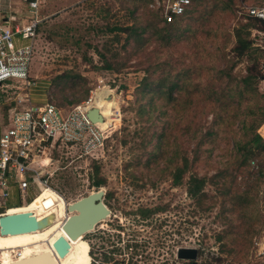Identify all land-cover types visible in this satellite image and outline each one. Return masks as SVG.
<instances>
[{"label":"rangeland","instance_id":"374dc122","mask_svg":"<svg viewBox=\"0 0 264 264\" xmlns=\"http://www.w3.org/2000/svg\"><path fill=\"white\" fill-rule=\"evenodd\" d=\"M242 2L190 0L188 15L167 20L162 13L164 0H38L39 22L29 69L38 86L31 91L30 101L65 109L99 92L112 112L100 141L87 153L82 152L81 142L65 146L59 141L41 143L44 150L38 151L37 170L46 179L40 188L27 191L26 200L45 186L69 204L102 187L109 208L63 264H89L87 238L99 264H176L175 252L181 246L198 249L197 264H264V250H260L264 247V149L257 147L242 162L245 151L256 146L251 141L253 132L264 139V121L259 120V107H264V23L248 19ZM7 3L27 7L21 0H4ZM112 27L123 31H110ZM236 31L251 41L255 62L247 52L237 55ZM252 67L258 75L252 89L240 95L232 82L240 118L230 126L211 125V115L203 121L200 131L213 132L201 142L195 169L205 178L206 196L194 200L186 192L190 172L176 185L167 169V149L158 161L152 154L160 147L152 149L147 142L153 129L136 113V87L145 77L154 82L181 72L185 80L178 89L212 92L222 84L221 68L235 76ZM11 82L4 87L5 101L0 104V116L5 118L14 98L26 93L20 81ZM193 140L183 134L169 150L176 147L180 155L191 156ZM218 169L228 170L225 186L219 184L222 177L214 176ZM99 177L104 183L93 186L92 179ZM228 186L235 191L234 199L233 192L222 196ZM26 200L15 199L12 206ZM155 207L158 210H152ZM141 209L152 212L142 217ZM40 248L28 245L22 257L45 251ZM13 249L0 251L12 259L19 253V248Z\"/></svg>","mask_w":264,"mask_h":264},{"label":"built area","instance_id":"2783aa9c","mask_svg":"<svg viewBox=\"0 0 264 264\" xmlns=\"http://www.w3.org/2000/svg\"><path fill=\"white\" fill-rule=\"evenodd\" d=\"M21 1L26 3L24 9L9 3L5 5L4 0H0V104L5 101L4 87L11 81H20L26 91L14 98L6 118L0 116V215L12 207L15 199L25 202L27 191L40 188L46 179L37 170L41 164L38 151L44 150H40L41 143L51 145L59 141L73 146L81 142L82 152L87 153L102 137L101 129L87 116V111L97 104L99 92L65 109L51 102L34 104L30 101L31 91L38 86L29 73L33 38L39 22L38 0ZM242 1L247 17L264 21V0ZM189 2L164 0L165 19L181 14ZM24 17L27 20H23ZM20 103L28 107L15 105ZM262 239L264 244V228ZM92 262L100 263L96 259Z\"/></svg>","mask_w":264,"mask_h":264},{"label":"trees","instance_id":"16d2710c","mask_svg":"<svg viewBox=\"0 0 264 264\" xmlns=\"http://www.w3.org/2000/svg\"><path fill=\"white\" fill-rule=\"evenodd\" d=\"M190 6L191 3L189 2L184 11L175 16L188 15L192 11V9L189 10ZM247 18L260 21L251 17ZM260 22L264 23V21ZM125 28L130 29L129 27ZM109 30L123 31V27H112ZM132 31L133 28L130 34ZM235 37L236 46L234 49L237 55L241 56L247 52L246 54L251 57V54H253L255 50L252 49L251 41L245 39L240 31H236ZM251 58V60L255 62V57L252 56ZM106 68H110V66L107 65ZM257 77V72L254 73V67L251 69L249 68L243 75L237 74L235 76L232 75L227 68H221L218 73V79L222 84L212 92L205 93L198 89V87H195L194 90L191 91L188 89H178L179 87H183L181 84L185 80L181 72H178L177 75L172 78L167 74V77H161L154 82L148 77H145L138 87H136V98L133 102L136 113L141 121L145 122L153 129V132L147 136V142L152 143V149L160 147V149L152 154L155 155L158 161L159 158H163L167 149L166 165L167 169H171L169 174H171L172 182L176 185L182 183L185 172H190L186 181V192L187 195L194 200L199 201L202 197L206 196V192L204 191L205 178L200 177L195 169L196 162L200 160L201 142L205 134L209 135L213 132L210 129L205 130V132L200 131L203 121L207 119L208 115H211V125L230 126L234 119L240 118L241 111L238 107L239 104L234 105V99L232 98V82L235 83L236 93L242 95L250 88L252 89L250 85L255 83ZM153 89L156 90L154 93L151 92ZM145 95H149L150 97L144 98ZM155 95L158 96V100H155V97H153ZM259 109L261 110L259 120L262 122L264 121V107H259ZM249 112L254 113L252 109H250ZM241 122L243 125L245 124L244 117ZM154 126H156V128H153ZM183 134L194 139V146L191 148V156L187 153L180 155L176 147L169 150V147L173 145V141L175 142L176 139ZM251 141L254 142L256 146H250L249 149L245 151L242 162H245L247 155L252 154L257 147L264 149V139L259 133L253 132ZM148 163L149 159L146 161V164ZM260 172L259 169V173ZM228 175L227 169H218V172L215 173L214 176L218 178L222 177V181L219 182V184L225 186L227 184ZM103 183L104 180L102 177L92 179L93 186L99 187ZM231 192L234 193V196H232V199H234L236 194L230 186L223 189L222 196H227ZM245 192L247 196L249 191L246 190ZM33 197L34 195H29L26 202H29ZM158 208L159 207H155L152 210H158ZM152 210L141 209L139 213L142 217H147ZM187 264L190 263L188 262Z\"/></svg>","mask_w":264,"mask_h":264},{"label":"water","instance_id":"95a60500","mask_svg":"<svg viewBox=\"0 0 264 264\" xmlns=\"http://www.w3.org/2000/svg\"><path fill=\"white\" fill-rule=\"evenodd\" d=\"M92 122L103 121V116L97 107L87 111ZM104 191L102 187L89 192L67 205L70 215L62 223L63 233L58 235L50 244V250L34 253L26 257L15 259V264H55L56 258L64 257L69 248L70 241L77 240L109 213V208L103 202ZM38 220L30 211L3 213L0 215V235L20 234L37 230ZM198 249L196 247L181 246L176 249L175 257L180 261L177 264H197ZM56 257V258H55ZM186 262V263H185Z\"/></svg>","mask_w":264,"mask_h":264},{"label":"bare ground","instance_id":"6f19581e","mask_svg":"<svg viewBox=\"0 0 264 264\" xmlns=\"http://www.w3.org/2000/svg\"><path fill=\"white\" fill-rule=\"evenodd\" d=\"M103 94L105 96V93ZM96 103L97 104L95 107L100 109V113L104 117V121H97L95 123L100 129H104L110 123V121H108L110 120L108 116L112 114L109 107L110 104H108V102L105 100H101L100 98L96 100ZM67 205L68 204H66L59 194L44 186L29 203L20 207H10L6 211L7 213L18 211L32 212L38 220L39 227L37 230L26 233L0 235V249L12 250L13 248H19V253L17 252L18 255H16V257L11 255L12 263L15 261L14 259H18L19 257L23 256L24 248L22 247H26L28 245L37 244L42 247L39 251L43 249L51 251L49 244H51L58 235L63 233L62 223L67 217L65 211ZM62 217L63 219H61ZM80 238L70 241L71 244L67 254L60 259L58 258L55 264H63L70 255L78 251L76 245L80 242Z\"/></svg>","mask_w":264,"mask_h":264},{"label":"crops","instance_id":"0c3cea01","mask_svg":"<svg viewBox=\"0 0 264 264\" xmlns=\"http://www.w3.org/2000/svg\"><path fill=\"white\" fill-rule=\"evenodd\" d=\"M14 7H15V6H14ZM31 191H32V190H31ZM32 192H33V191H32ZM15 193H16V192H15ZM36 195H37V194H36ZM36 195H34V197H35ZM34 197H33V198H34ZM33 198H32V199H33ZM32 199H31V200H32ZM31 200H30V201H31ZM30 201H29V202H30ZM29 202H26L25 204H27V203H29ZM25 204H23V205H25ZM20 206H22V205H20ZM20 206H12V207H20ZM9 208H10V207H9ZM9 208H8V209H9ZM17 248H18V247H17ZM22 248H24V247H22ZM21 257H22V256H21ZM21 257H19V258H21ZM13 259H14V258H13ZM14 260H15V259H14ZM0 262H1L0 264H15L14 262L12 263V259H10V258H6V257H5V254H4L3 251H0ZM185 263H186V262H185ZM186 264H187V263H186Z\"/></svg>","mask_w":264,"mask_h":264},{"label":"flooded vegetation","instance_id":"af4514ba","mask_svg":"<svg viewBox=\"0 0 264 264\" xmlns=\"http://www.w3.org/2000/svg\"><path fill=\"white\" fill-rule=\"evenodd\" d=\"M87 243H88V245H89V255H90V262H89V264H93V262H92V259H95L94 257H92V255H91V248H92V246H91V240L89 239V238H87Z\"/></svg>","mask_w":264,"mask_h":264}]
</instances>
